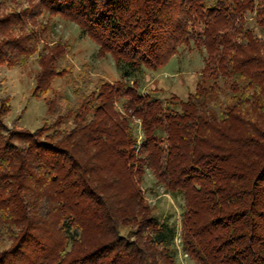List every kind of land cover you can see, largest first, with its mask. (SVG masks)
<instances>
[{
  "label": "trees",
  "instance_id": "16d2710c",
  "mask_svg": "<svg viewBox=\"0 0 264 264\" xmlns=\"http://www.w3.org/2000/svg\"><path fill=\"white\" fill-rule=\"evenodd\" d=\"M43 11L74 21L119 77L48 97L65 72L54 42L31 91L42 124L9 127L0 99V264H181L177 235L197 264H264V0H0V64L48 39ZM189 40L205 56L186 98L140 90ZM146 168L183 197L179 230L145 202Z\"/></svg>",
  "mask_w": 264,
  "mask_h": 264
},
{
  "label": "rangeland",
  "instance_id": "374dc122",
  "mask_svg": "<svg viewBox=\"0 0 264 264\" xmlns=\"http://www.w3.org/2000/svg\"><path fill=\"white\" fill-rule=\"evenodd\" d=\"M23 5H25L23 3ZM245 17L246 26L252 29L257 35L261 32L254 21V13L247 12ZM39 23L47 25L48 39L39 42L38 50L27 60L18 66L0 64V99L8 101L10 112L7 115V125L20 116L18 124L28 130H34L42 124L47 117L45 99L42 96H32L31 91L34 84V77L40 69L36 58L43 47L50 46L54 42L62 43L67 47L65 54V72L62 76L55 78L51 85L52 93L56 92L66 97L68 101H74V88L77 85L82 87L84 74L90 80L100 78L114 82L119 77L114 59L109 53L100 55L99 46L90 36L80 31L78 25L61 15L41 12L36 15ZM205 52L203 46L195 44L192 40L180 44L177 52L164 65L156 69H147L144 77L138 81L140 90L152 91L157 96L164 98L176 95L185 99L188 92L194 89L203 67ZM119 113L124 115L122 100L115 104ZM134 123H139L135 117H131ZM138 139L141 137L140 127H136ZM139 187L145 202L152 209L153 213L161 217H167L174 222L177 229H180L181 212L184 200L181 195L172 196L166 192L163 184L155 178L148 168L144 171L139 182ZM176 259L181 264H197L180 247L179 235L175 239Z\"/></svg>",
  "mask_w": 264,
  "mask_h": 264
}]
</instances>
